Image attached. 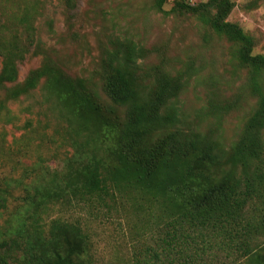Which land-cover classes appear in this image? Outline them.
<instances>
[{
    "label": "rangeland",
    "instance_id": "rangeland-1",
    "mask_svg": "<svg viewBox=\"0 0 264 264\" xmlns=\"http://www.w3.org/2000/svg\"><path fill=\"white\" fill-rule=\"evenodd\" d=\"M179 1L197 5L208 0H171L164 11ZM232 1L228 20L254 39V54L264 55V0ZM119 40H131L146 52L138 61L143 93L165 73L185 83L174 101L178 120L169 130L207 133L228 149L237 142L256 105L243 87L247 70L237 60L236 47L192 15H165L154 0H0V47L16 55L18 73L15 83L0 90V194L7 198L0 211V242L16 238L22 222L30 225L33 203L49 190L64 189L69 172L87 153L65 108L43 82L17 100L11 94L52 60L71 77L89 80L103 102L114 107L102 89L103 61ZM124 112L119 109L115 116ZM107 144L99 158L109 160ZM153 213L147 205H135L131 194L70 196L53 200L40 224L47 230L55 220L80 226L90 238L88 264H180L185 254L170 246L180 242L171 238L180 233ZM190 243V254H201L202 264H233L237 255L223 237H198V248Z\"/></svg>",
    "mask_w": 264,
    "mask_h": 264
},
{
    "label": "trees",
    "instance_id": "trees-1",
    "mask_svg": "<svg viewBox=\"0 0 264 264\" xmlns=\"http://www.w3.org/2000/svg\"><path fill=\"white\" fill-rule=\"evenodd\" d=\"M170 1L154 0V7L165 15L195 17L236 47L237 60L247 70L243 87L256 105L237 142L228 149L207 133L169 130L178 120L174 101L185 83L165 73L154 89L143 93L138 61L146 52L131 40H119L103 61L102 89L114 107L103 102L89 80L73 78L46 60L10 97L17 100L43 82L45 91L65 108L87 153L85 160L75 159L79 164L69 172L64 189L49 190L33 203L30 225L22 222L16 238L0 242V264H88L91 245L85 231L59 220L47 230L40 224L41 214L53 200L126 194L178 230L171 238L180 242L170 246L185 254L180 264L205 261L197 251L189 252L190 242L198 248V237L227 239L237 254L233 264H264V55L254 54V39L228 20L235 8L232 0L197 5L179 1L166 12ZM15 57L0 47V90L17 81ZM119 109H125L121 118L115 116ZM105 142L109 160L99 158ZM6 207L7 198L0 194V211ZM251 211L259 214L248 219ZM154 256L159 260L158 253Z\"/></svg>",
    "mask_w": 264,
    "mask_h": 264
}]
</instances>
